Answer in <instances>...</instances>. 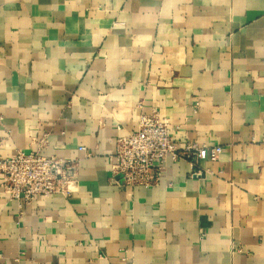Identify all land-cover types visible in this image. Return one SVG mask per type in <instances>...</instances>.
<instances>
[{
  "label": "crops",
  "instance_id": "1",
  "mask_svg": "<svg viewBox=\"0 0 264 264\" xmlns=\"http://www.w3.org/2000/svg\"><path fill=\"white\" fill-rule=\"evenodd\" d=\"M152 112L180 149L222 146L207 174L113 177ZM18 152L74 161L75 192L19 208L0 173V264H264V0H0V157Z\"/></svg>",
  "mask_w": 264,
  "mask_h": 264
},
{
  "label": "built area",
  "instance_id": "2",
  "mask_svg": "<svg viewBox=\"0 0 264 264\" xmlns=\"http://www.w3.org/2000/svg\"><path fill=\"white\" fill-rule=\"evenodd\" d=\"M179 130L180 126L171 125L158 112L142 114L137 130L127 132L117 140L116 153L111 156L113 177H120L128 187L149 188L160 183L164 164L171 158L186 161L191 178H202L208 170L202 169L200 163L217 162L223 148L187 143L180 149L173 138L174 132ZM74 170V161L38 152H18L9 158L0 157L3 189L10 200L19 202V208L37 196L70 197L75 192Z\"/></svg>",
  "mask_w": 264,
  "mask_h": 264
}]
</instances>
